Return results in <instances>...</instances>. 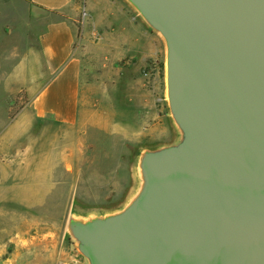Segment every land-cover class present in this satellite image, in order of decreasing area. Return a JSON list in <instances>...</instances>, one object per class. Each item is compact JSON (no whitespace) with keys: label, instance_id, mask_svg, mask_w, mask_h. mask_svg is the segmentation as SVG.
I'll return each instance as SVG.
<instances>
[{"label":"rangeland","instance_id":"374dc122","mask_svg":"<svg viewBox=\"0 0 264 264\" xmlns=\"http://www.w3.org/2000/svg\"><path fill=\"white\" fill-rule=\"evenodd\" d=\"M8 2L18 12L0 30V264H93L76 227L128 212L147 185L145 156L185 138L168 98V41L132 0H77L82 117L39 119L22 66L40 55L50 14Z\"/></svg>","mask_w":264,"mask_h":264},{"label":"water","instance_id":"95a60500","mask_svg":"<svg viewBox=\"0 0 264 264\" xmlns=\"http://www.w3.org/2000/svg\"><path fill=\"white\" fill-rule=\"evenodd\" d=\"M167 38L183 141L125 214L78 225L93 264H264V0H132ZM75 229V230H76Z\"/></svg>","mask_w":264,"mask_h":264},{"label":"crops","instance_id":"0c3cea01","mask_svg":"<svg viewBox=\"0 0 264 264\" xmlns=\"http://www.w3.org/2000/svg\"><path fill=\"white\" fill-rule=\"evenodd\" d=\"M7 1V2H6ZM0 0V30L17 14L12 2ZM27 5L50 14L39 38V56L22 66L29 84L33 113L39 119L51 118L60 124L72 125L82 117L84 87L83 59L76 53L77 0H22ZM14 5V4H13ZM35 11V9H34ZM54 16V17H52ZM52 17V18H51ZM152 52L150 53V55ZM1 68V66H0ZM22 73V74H23ZM21 74V75H22ZM3 76L0 73V138L3 137ZM0 180L2 179V140H0Z\"/></svg>","mask_w":264,"mask_h":264},{"label":"trees","instance_id":"16d2710c","mask_svg":"<svg viewBox=\"0 0 264 264\" xmlns=\"http://www.w3.org/2000/svg\"><path fill=\"white\" fill-rule=\"evenodd\" d=\"M126 147L129 150L131 156L139 157L141 155V147H139L137 144L129 143Z\"/></svg>","mask_w":264,"mask_h":264},{"label":"bare ground","instance_id":"6f19581e","mask_svg":"<svg viewBox=\"0 0 264 264\" xmlns=\"http://www.w3.org/2000/svg\"><path fill=\"white\" fill-rule=\"evenodd\" d=\"M168 98L171 101L172 98H171V90H170V72H169V65H168ZM75 234H76L77 237H82V234H81V232L78 229L75 230Z\"/></svg>","mask_w":264,"mask_h":264}]
</instances>
